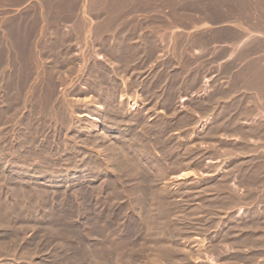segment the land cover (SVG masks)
<instances>
[{"label":"rangeland","instance_id":"obj_1","mask_svg":"<svg viewBox=\"0 0 264 264\" xmlns=\"http://www.w3.org/2000/svg\"><path fill=\"white\" fill-rule=\"evenodd\" d=\"M263 20L264 0H0V264H262L183 66L264 46Z\"/></svg>","mask_w":264,"mask_h":264},{"label":"crops","instance_id":"obj_2","mask_svg":"<svg viewBox=\"0 0 264 264\" xmlns=\"http://www.w3.org/2000/svg\"><path fill=\"white\" fill-rule=\"evenodd\" d=\"M238 16L232 21H245L243 15ZM184 19L195 24L188 31L198 33L208 21L220 20H208L202 14ZM189 55L183 66L184 87L188 81L187 99L197 96L199 102L190 110L205 124L210 121L215 125L216 154L205 159L215 165L211 174L215 176V196L244 202L235 212L242 211L246 217L244 226H238L246 232L241 245L264 248V46L199 45L192 47ZM195 81L197 94L193 91ZM252 261L264 264V255Z\"/></svg>","mask_w":264,"mask_h":264},{"label":"bare ground","instance_id":"obj_3","mask_svg":"<svg viewBox=\"0 0 264 264\" xmlns=\"http://www.w3.org/2000/svg\"><path fill=\"white\" fill-rule=\"evenodd\" d=\"M109 76V75H108ZM101 138V137H100ZM121 145V144H120ZM124 157V156H123ZM115 162V161H114ZM153 164V163H152ZM41 197V196H40ZM21 205V204H20ZM79 209V208H78ZM45 217V216H44ZM57 234V233H56ZM79 252V251H78ZM105 258V257H104ZM93 264V263H92Z\"/></svg>","mask_w":264,"mask_h":264}]
</instances>
